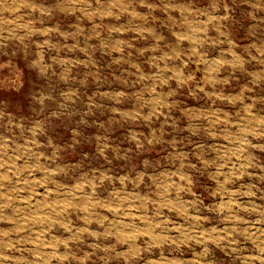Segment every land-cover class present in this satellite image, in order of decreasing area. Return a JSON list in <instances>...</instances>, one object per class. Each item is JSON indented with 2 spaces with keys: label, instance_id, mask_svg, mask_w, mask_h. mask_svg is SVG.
<instances>
[{
  "label": "rangeland",
  "instance_id": "1",
  "mask_svg": "<svg viewBox=\"0 0 264 264\" xmlns=\"http://www.w3.org/2000/svg\"><path fill=\"white\" fill-rule=\"evenodd\" d=\"M107 2L108 0H101L102 4ZM149 2L159 3L160 0ZM171 2L190 9L191 14L185 15L194 26L206 25L207 39L212 43L205 44L201 51L205 53L209 62L233 59L227 55L233 50L245 61L244 68L235 71L228 67L223 68L217 78L226 80L227 83L218 84L215 88L211 85L208 87L209 92H219L223 99L209 98L203 93L191 97L187 95L186 90L174 92L175 107L170 110L167 121L160 117L154 119L151 124L144 121L125 124L120 117L109 111L113 107L109 100H103V108H90L92 101L101 102L97 96L98 91L120 90L128 92V96L123 103L115 106L122 111H132L137 107L133 93L142 90V85L133 81L123 84L113 79V73L117 77L121 76L120 70L112 65L113 56L116 54L109 56L102 52L98 47L99 41L93 39L89 43L97 45L91 52L92 60L97 67H85L77 62L87 61L88 55L81 51H69L64 47L76 43L73 39L52 34L54 47L44 49L40 45L48 37L38 33L29 34L19 27L12 37H8V32L13 27V21L26 26L31 24L37 29L58 28L65 34L75 33L79 25L85 29V35L92 34L94 24H101L105 28L104 36L107 37V27L125 26L129 22V17L124 16L118 21L95 19L90 22L81 19L79 12L75 15L61 12L60 9L68 7L67 0H0V34L6 37L0 39V145L3 146L0 150L2 153L0 159L8 161L9 164L15 162L17 167L13 172L19 171L17 176L9 173L7 166L0 169V173L7 174L5 179L0 180L2 185L0 192L14 195L17 201L12 208L5 210V218L0 220V255L11 257L0 259V264H45L44 260H38L36 256L51 252V249L37 248L29 243L30 240L36 239V233L43 230L39 224H29L24 230L19 231L18 221L34 211L28 204L19 201L31 197L32 189L40 193L31 201L35 204L44 199L49 188L53 189V195L48 197L49 200L70 198L67 194L74 189L75 184L85 178L97 177L102 172H108L117 178L124 176L138 178L140 173H147L139 188L128 185L129 192L133 197L154 199L155 184L160 183L167 174L178 167L179 159L182 158L181 153L186 155V163L197 166V169H185L186 172H195L197 196L202 201L198 206L199 210L193 209L190 214L207 219L196 222L165 210L164 215L170 220L168 228L182 226V230L177 232L156 229L157 234L176 241V243L165 241L159 247L154 246V242L146 236L138 237L133 244L131 241L120 243L113 237L93 239L86 235L83 242L72 246V254L76 258L72 259L70 264H80V260L85 258L86 264H126L125 259L118 257L117 253H128V264H260V260L251 257L260 256L259 247H264V243H261L264 241V139L246 136L244 129L259 128L264 132V123H260L264 121V56L259 55V52H264V0H171ZM29 4L39 5L51 11L52 15L30 13ZM93 5L96 8L100 7L95 0ZM137 10L145 14L149 12L147 8L142 7H138ZM171 15L178 22L184 20L178 12H172ZM151 16L157 19L155 21L149 19L147 23L164 37L160 47L165 50H170L166 46L175 47L178 42L172 33L184 32L187 29L170 21L162 11L151 13ZM209 17L215 19L208 23ZM133 35L134 33L129 32L121 37L118 33H113L112 41L131 39ZM17 36H23V41L16 39ZM153 43L151 38L147 41L139 40L136 47H149ZM79 44L81 48L85 47L84 36L79 38ZM183 48L187 51L190 45L185 42ZM147 56L148 54L140 57L133 52V58L141 63L145 74L151 76L156 69L148 66ZM123 67L127 68L128 65L125 64ZM200 67L201 71L197 72L198 79L202 77L205 66ZM97 70L98 75L105 81L102 85L95 82L94 75L97 74ZM189 70L195 71V65H190V69L186 71ZM150 83L151 81H148L144 86H149ZM175 87L173 81L172 88L166 91L174 90ZM249 110L252 115H247ZM147 111L145 109V114ZM192 113L209 116L208 120L195 121L201 129L195 135L185 130L191 122L189 116ZM217 118L222 122L216 123ZM205 128L216 133L215 137L209 135V131H204ZM129 130L142 133V138L151 137L155 130L156 136L162 138V142L154 146H149L145 142V148L137 150L128 140ZM104 137H107L113 148L120 149V156L131 148L127 159H117L111 150L108 152V161L100 157L98 146L100 139ZM245 138L257 147L241 145L240 141ZM240 148H244V151H237ZM233 152L240 158L236 159L232 155ZM41 154L46 158L39 162L42 169L53 168L59 171L57 176L51 177L55 183H48L46 188L24 183L46 177L45 171L38 170L30 175L27 170L37 163V157ZM225 154L231 156V159H220ZM17 157L19 159H16ZM200 157L210 162L207 168L202 165ZM220 163L227 164V167L220 169L224 173L223 176L216 175ZM230 172H235V175L230 177ZM229 178L230 182L225 187L229 193L235 192L236 195L225 194L223 198L219 194L214 195L218 190L223 191L216 181ZM119 187L117 183L115 188ZM113 190V185L106 182L97 189L94 199L111 202ZM89 191L90 189L84 190L85 194ZM184 198L195 199L190 196ZM229 200H235L242 206L232 210L240 217L239 221L225 220L229 213L218 215L215 211L217 205L227 203ZM17 208L20 209L19 213L13 211ZM243 208L249 210L244 211ZM101 214L108 216L115 227L123 231H138L148 227L138 220L123 221V224L135 225L134 229H124L123 224L117 223L121 217L102 210ZM141 214L152 216L153 222L159 220L154 216V209L151 206L147 213ZM71 219L74 229L87 226L76 213L71 215ZM88 227L92 231L103 233L111 228L112 224L105 223L104 228H101L93 223ZM232 228L238 229L233 237L237 241L235 245L217 247L212 243L195 241L179 243L184 238L182 234L184 229L189 230V234L197 235L216 229L217 233L213 234L216 235L222 234L223 229ZM245 229L247 235H242ZM52 235L63 240L68 239L71 234L57 227L45 239L50 240ZM96 244L101 247H93ZM108 247L114 248L115 251L102 250ZM60 252H65V249L61 247ZM137 252L139 254L134 255ZM50 264L60 262L51 259Z\"/></svg>",
  "mask_w": 264,
  "mask_h": 264
},
{
  "label": "clouds",
  "instance_id": "2",
  "mask_svg": "<svg viewBox=\"0 0 264 264\" xmlns=\"http://www.w3.org/2000/svg\"><path fill=\"white\" fill-rule=\"evenodd\" d=\"M68 7L60 9L61 12H67L70 15H75L77 12L81 14V19H87L90 22L95 19L101 21L113 19L120 20L122 17H129V22L125 26L107 27L108 36H104V26L101 24H94L93 31L91 35H85V29L83 27L77 26V31L72 34L61 33L58 28H44L37 29L32 27L31 24L23 25L18 24V22L13 21V27L8 32V37H12L13 33L19 29L27 31L29 34H40L41 36L48 37L45 39L43 44L40 45L44 49H52L54 45L52 44L51 36L52 34L59 35L65 39H73L76 43L72 45H64L69 51H81L88 55L89 59L87 61H78L85 67L96 68L95 62L92 60L91 52L97 48V45H92L89 41L95 39L99 41V49L109 56H113L112 65H115L121 72V76L117 77L113 73V79L118 80L123 84H129L130 81L134 83H139L142 85V90L134 92L133 95L137 100V107L132 111H122L119 105L127 98L128 92L120 90L114 92H97V96L100 98L101 102L96 103L92 101L90 103V108H103V100H109L112 102L113 107L109 109L114 116L120 117L121 121L125 124H136L140 121L151 124L154 119H159L164 117L167 121L170 116V110L175 107V100L173 99L174 92H182L186 90L188 96L197 97L199 93H203L206 97L215 98L217 100L223 99L219 92H209L207 89L211 85L213 88L218 84H226V80H219L217 77L221 70L225 67L231 68L233 71L242 70L244 68L245 61L233 50H230L227 55L232 56L233 59H217L212 62L206 58L204 52L201 51L203 46L208 43H212L207 39V27H197L192 24L191 21L187 19L185 15L191 14L190 9L186 6L177 5L171 2V0H160L159 3H151L149 0H108L107 4H102L101 0H95L99 8L94 7L93 0H67ZM138 7L147 8L148 13H141L137 10ZM28 11L30 13L39 12L41 16L48 15L51 16L52 12L46 10L39 5L29 4ZM162 11L166 16H168L170 21H173L178 26L186 28L187 31L184 32H173L172 35L175 36L177 40V45L175 47H169L170 50H165V48L160 47L161 42L164 37L157 33L153 26H150L147 21L152 19L155 21L157 18L152 17L151 13ZM172 12H178L184 17V20L178 22L172 17ZM215 17H209L208 23ZM129 32L134 33L131 39H118L115 42L112 41V34L118 33L121 37L126 36ZM84 36L85 47L81 48L79 44V38ZM2 34H0V39H5ZM151 38L154 43L149 47L137 48V42L139 40L147 41ZM16 39L23 41V36H17ZM187 42L190 48L185 51L183 48L184 43ZM91 50V51H90ZM131 50V51H129ZM133 52L137 53L138 56H147V64L150 68L156 69V72L152 73L151 76L146 75L144 68L141 63H138L133 58ZM260 56H264V52H259ZM43 56V53H41ZM255 59V57H253ZM128 65L124 68L123 65ZM190 65H195V71L189 70ZM201 65H204L203 75L198 79L197 72L201 71ZM97 74L94 75L95 82L97 84H103L105 81L102 77ZM151 81L149 86H144L146 82ZM175 82V89L166 91V89L172 88V82ZM131 87V85H130ZM251 91V89H246ZM179 98V97H177ZM194 106V105H192ZM251 106H249V109ZM145 109H147V114H145ZM247 115H252L249 110ZM208 120L209 116L200 113H192L189 116L191 121L187 127L186 131L195 135L199 132L200 126L195 123L198 120ZM118 123L120 121H117ZM221 119L217 118L216 123H221ZM260 123H264L261 121ZM103 127V125H101ZM204 131H209L205 128ZM246 136H252L253 139H264V132L260 131L259 128H247L244 129ZM142 133L135 130H129L128 140L130 143L135 145L137 150H143L145 148V142L149 146H154L155 144L161 143L162 138H159L153 130L151 137H143ZM209 135L215 137L216 133L209 131ZM241 145L257 147V145L251 144L246 138L240 141ZM175 148V144H173ZM3 146L0 145V150ZM112 151L117 159H127L128 153L132 151L131 148L127 149L123 156H120V149L118 147L113 148L111 143L108 141L107 137L101 138L98 146V154L105 161L109 160L108 152ZM31 151V149H28ZM237 151L243 152L244 148H240ZM2 154V153H0ZM181 159H179L178 167H175L174 171H171L165 176V178L158 184L154 186V199L150 197H133L130 195L128 185L131 184L136 188L144 182L145 175L147 173H140L138 178L136 177H113L108 172H102L97 177L91 179L85 178L81 182L74 185V189L67 194L70 198L49 200L48 197L53 195V189H47L45 197L43 200L32 204L31 201L36 195H40L35 189H32L33 195L26 200H21L19 203L28 204L34 209L31 215H25L19 223V231L24 230L29 224H39L42 226L43 230L36 233V239L34 241H29L37 248L51 249V252H45L43 254L37 255L36 259L44 260L45 264H50L51 259H56L60 264H70L72 259L76 257L72 254V246L77 243L83 242L84 236H90L93 239H100L101 237L116 238L120 243H128L131 241L133 244L136 242L137 238L140 236H146L154 242V246L159 247L163 242L170 241L171 243H176V241L171 240L170 237L160 235L156 233V229H161L162 231H177L182 230V226H177L175 228L169 229L168 225L170 220L164 215L165 210L169 213L175 212L183 217H186L192 221L200 222L206 217L200 215H191L193 209L199 210L198 206L202 201L197 196L196 187V174L195 172H186V168L197 169L196 164L186 163L187 157L185 154L181 153ZM236 159L240 156L236 155V152L232 153ZM11 159V158H10ZM16 159H19L18 157ZM46 158L43 154L37 157V163L32 165L29 169V174L38 170L46 172V177L44 179H33L31 181H25L24 183L39 185L41 188H46L48 183H55L51 180V177H55L59 174L57 169L53 168H41L40 161ZM50 159V158H49ZM202 165L207 168L210 165L208 160L200 157ZM220 159H231V156L220 157ZM111 161H109L110 163ZM8 167L9 173L14 175H19V171L13 172L16 169L15 162L9 164L8 161L0 159V169ZM249 167L251 165H248ZM227 167V164L220 163L217 166V176H223L224 173L220 171ZM242 167H244L242 165ZM235 172H230V177L234 176ZM243 173H241V176ZM7 177V174L0 173V180ZM150 178V176H149ZM239 178V177H237ZM106 182L113 185L114 190L111 192L112 201L106 202L103 200L94 199L97 193V189L104 185ZM223 191L214 193V195L219 194L221 198L225 194L236 195L235 192L229 193L226 189V185L230 182L229 179L223 181H216ZM119 184V188H115L116 184ZM2 187V185H0ZM90 189L89 192L85 194L84 190ZM21 191L23 189H20ZM254 195V193L252 194ZM185 196L194 197L195 199H185ZM0 220L5 218V210L12 208V205L16 203V198L10 193L0 192ZM150 206L154 209V216L159 218L158 222H153V217L141 214L147 213ZM235 200H229L227 203H221L216 206L215 211L218 215L223 213H229L225 217V220L239 221L240 217L233 213V208H241ZM101 210L107 213H113L121 219L117 221L119 224H123V221H141L143 224H147L146 229H141L138 231H123L117 229L115 224L109 220V217L101 214ZM213 209H208L212 211ZM244 211L249 209L243 208ZM255 210V209H253ZM15 213H19L20 209H14ZM76 213L79 215L80 219L83 221L86 227L75 228L73 227L71 215ZM12 223H17V221H9ZM258 223L260 221H257ZM93 223L97 224L99 227L104 228L105 223L112 224V227L106 229L103 233L92 231L90 225ZM61 228L65 232L70 233L68 239H59L55 235L51 236L50 240L45 239L50 233L56 228ZM124 229L135 228L132 224H123ZM238 232V229L232 228L231 230L223 229L222 234H216V229H212L211 232H201L197 234H189V230H183V239L179 241L180 244H187L189 241H195L196 243H212L217 247L222 245H235L237 241L233 238L234 234ZM242 235H247V229H245ZM253 235H255L253 233ZM251 239V237H249ZM255 243V241H253ZM264 243V241H261ZM15 245H11L14 247ZM11 247L9 250H11ZM63 247L65 252L61 253L60 248ZM95 248H100L99 244L93 245ZM259 247V245H257ZM102 250L115 251L114 248H103ZM207 251V249H205ZM235 251V248L232 249ZM261 253L260 256L251 257V259L260 260V264H264V247H259ZM139 253H134L138 255ZM118 257L124 258L126 264H128V253H117ZM0 259H11V257H4L0 255ZM80 264H86V258L80 260Z\"/></svg>",
  "mask_w": 264,
  "mask_h": 264
}]
</instances>
